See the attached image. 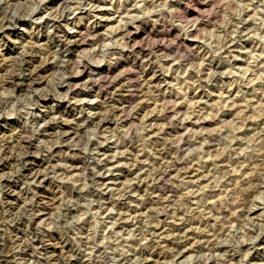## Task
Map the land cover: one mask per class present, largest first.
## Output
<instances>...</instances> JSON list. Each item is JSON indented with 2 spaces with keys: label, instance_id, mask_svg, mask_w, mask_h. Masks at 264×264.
<instances>
[{
  "label": "clouds",
  "instance_id": "clouds-1",
  "mask_svg": "<svg viewBox=\"0 0 264 264\" xmlns=\"http://www.w3.org/2000/svg\"><path fill=\"white\" fill-rule=\"evenodd\" d=\"M0 264H264V0H0Z\"/></svg>",
  "mask_w": 264,
  "mask_h": 264
}]
</instances>
